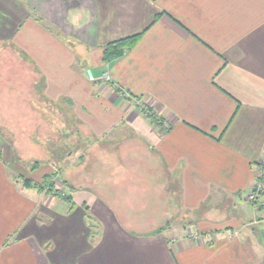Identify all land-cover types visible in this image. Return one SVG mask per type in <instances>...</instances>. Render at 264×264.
I'll return each mask as SVG.
<instances>
[{"label": "crops", "instance_id": "obj_1", "mask_svg": "<svg viewBox=\"0 0 264 264\" xmlns=\"http://www.w3.org/2000/svg\"><path fill=\"white\" fill-rule=\"evenodd\" d=\"M0 45L37 78L0 87L20 95L0 125L34 110L22 124L56 136L21 140L44 158L28 170L2 136L0 264H264V193L247 200L264 158V0H0ZM53 171L69 200L14 178Z\"/></svg>", "mask_w": 264, "mask_h": 264}, {"label": "rangeland", "instance_id": "obj_2", "mask_svg": "<svg viewBox=\"0 0 264 264\" xmlns=\"http://www.w3.org/2000/svg\"><path fill=\"white\" fill-rule=\"evenodd\" d=\"M34 13L37 16H40V17L43 18L42 21L44 22V24H42V25H48L52 29V31H54V32L57 31L56 29H54V26L52 25V23L47 18H45L42 14H39L38 12L36 13V11H34ZM1 46H3V45H0V51H1L0 52V57H3V56L8 57L9 56V59H10V57L12 56V54H11L12 52H10V51H8V52L5 51L4 52L5 47H3V49H2ZM5 69H6V66H5ZM3 71H5V70H3ZM28 81H29V79H28ZM20 83H24V85L26 84V86L28 85L27 80H23V79L19 78L18 82L14 83V86H16L18 88V86L21 85ZM24 85H23V87H24ZM12 92L13 93L10 94V96H9V94H7V96L4 95V94L3 95L0 94V101H3L5 103L6 102V98L7 99L9 98V100H10L12 97L14 98L15 96H20L19 94L18 95H14L15 94V90L12 91ZM143 108H144V106H143ZM4 112H5L4 109L0 110V115H1L0 117H2V121L5 122V119H3L4 114H5ZM33 112H34V110H33ZM33 112L31 110H28V113H22V111L20 109L18 111H14L13 110V114L14 115L16 114V116H13L14 117L13 121H16L17 124H13V125H9L8 124L6 126L0 125V134H1V136H0V150L3 151V149H4L3 146H5V143H3V141L7 142V139H4L2 136L6 135L5 138L9 137V138H12L13 140H14L13 137L16 136V138H15L16 140L14 142L11 141V146L13 145V147H12V149H13L12 153H13V156H14L13 159H16L17 156L19 155L18 156L19 157L18 160L21 158L19 163L21 165H23L22 167H24L27 170L29 168L30 162H32V160H34V158L39 161L38 165H40V167H38V169L41 168V167L43 168V166H41V165H44L43 164L44 158L43 157L38 158V157H36V155H33V152H30V149L27 148V144L28 143H26V141H22L21 142V140L29 138L30 139V143L29 144L38 145V144H40L43 141V139L41 140L39 136L36 137V134H38V133H45V135H47V136L51 135V136L56 137L54 134H52L53 133V127H51V126H43L42 124L34 125V126H26V125L22 124L23 121H25L23 119H25L26 117L31 119L32 121H36L37 116ZM15 119H17V120H15ZM6 131H7V133H6ZM47 139L48 138H46L44 141H46ZM37 140H39V141H37ZM40 140H41V142H40ZM58 140H60V139L54 140L52 142V144L55 145V151H57L58 156L59 155L64 156V157H62V160H61L60 164L62 165V167L67 168L68 165H69V162H70V159H67V157H68L67 150L69 149L68 145H70V144L67 141L64 142L63 140H60V142H59ZM58 142H59V144L57 145ZM8 144H9V142H8ZM22 149H23V151H22ZM78 152H77V154H78ZM52 154H53V157L56 158V155L54 153H51V155ZM9 156L11 157V155L8 152V149H7L6 151L3 152V158L5 160H9V158H10ZM50 156H49V159H51ZM54 160L56 162V159H54ZM14 178L18 179L20 182L21 181L23 182V178H21V176L19 178L17 176V174H16V176L14 174ZM57 189L61 193H62V191L63 192L64 191L65 192L68 191L67 187L64 186V185H61V187H59ZM44 191L46 192V190H44ZM54 193H55L54 191L49 192V194H51V195L62 197V196H60L61 193L60 194H54ZM247 197H248V194H247ZM256 201H254V203ZM124 224H128V223H124Z\"/></svg>", "mask_w": 264, "mask_h": 264}, {"label": "trees", "instance_id": "obj_3", "mask_svg": "<svg viewBox=\"0 0 264 264\" xmlns=\"http://www.w3.org/2000/svg\"><path fill=\"white\" fill-rule=\"evenodd\" d=\"M30 15L39 23L44 24V22L42 21L43 20L42 17L37 16L35 13H30ZM43 26L45 28H47L48 30L52 31V29L48 25H43ZM139 35H140L139 33H135V34L128 35L125 37H121V38H118V39H115V40L108 42L102 48V60L103 61H110V60H113V59L119 57L125 49L130 48L135 43V41L137 40ZM3 47H5V46H1L2 49H3ZM5 51L12 52V49H11V47L7 46L4 49V52ZM5 59H6V56L0 57V87H3L7 83L14 85L15 82L16 83L18 82L19 78H21L23 80H27V83H28V79H29V83L27 85V86H29V88H30V86H33L36 84L37 78H35V77L32 78L31 74L29 73V71L32 70L31 66H29V68H28L29 69L28 75L22 77L20 74V70L22 69L21 64L18 62H13V63L8 64L5 61ZM5 66H7L6 69H5ZM24 69H25V67L22 70H24ZM3 70H5V71H3ZM11 75L13 76L12 78H11ZM20 84L21 85H19L18 87H23L24 83H20ZM24 87H26V84L24 85ZM147 116L152 121L156 119V115L152 112L150 113L147 111ZM36 162L37 161H35V163ZM62 168L63 167L61 166L60 169H62ZM57 172L58 171H53V172L44 174L42 176V179L38 182H34V181H32V179H29V178H23V183L25 185H28V186H34L40 191L46 190V192H48V193L51 191H54L55 192L54 194H60L61 192L57 188H55V184L53 181ZM61 184L66 186L68 191H66V192L62 191L64 194L63 195L60 194V196H62L61 198L69 200V198H70L69 190H72L73 187L70 186L65 179H62Z\"/></svg>", "mask_w": 264, "mask_h": 264}, {"label": "built area", "instance_id": "obj_4", "mask_svg": "<svg viewBox=\"0 0 264 264\" xmlns=\"http://www.w3.org/2000/svg\"><path fill=\"white\" fill-rule=\"evenodd\" d=\"M90 76V75H89ZM103 78L106 80L109 79V75L107 72L104 73ZM257 176L255 177L254 183L248 193L247 199L251 202H254L257 200L258 197H260L264 193V158L258 163V171ZM64 194L63 192L61 193ZM192 238H197V234L194 232H188Z\"/></svg>", "mask_w": 264, "mask_h": 264}, {"label": "water", "instance_id": "obj_5", "mask_svg": "<svg viewBox=\"0 0 264 264\" xmlns=\"http://www.w3.org/2000/svg\"><path fill=\"white\" fill-rule=\"evenodd\" d=\"M88 73H90V71H88Z\"/></svg>", "mask_w": 264, "mask_h": 264}]
</instances>
